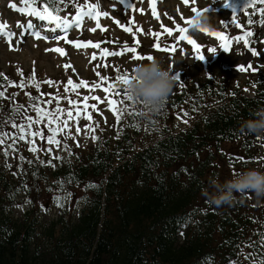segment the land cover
I'll list each match as a JSON object with an SVG mask.
<instances>
[{
	"label": "trees",
	"instance_id": "trees-1",
	"mask_svg": "<svg viewBox=\"0 0 264 264\" xmlns=\"http://www.w3.org/2000/svg\"><path fill=\"white\" fill-rule=\"evenodd\" d=\"M88 1L76 0L81 4ZM43 2L63 7L59 0ZM68 5H74L73 0H68ZM208 76L197 88L188 82L176 98L190 111L196 109L190 117L205 110L185 135L172 132L173 118L168 110L160 108L158 123L154 124L160 139L140 150H132V143L125 141L120 157L112 154L109 147L104 151L96 148L93 173L70 168L68 175H76L81 183L101 180L104 172L111 169L102 217L101 193L96 189L88 191L85 211L73 224L63 220L39 229L35 208L25 214L24 221H13L8 212L12 197L7 181L9 170L1 166L0 264H216L225 254H235L231 251L234 244L256 249L253 241L243 235L246 225L240 231L233 228L237 222L234 216L215 228L212 224L204 230L191 228L178 234L190 205L206 196L205 181H224L239 171L240 166L232 164L231 154L223 149L243 148L253 139L252 133L240 132L239 125L244 119L255 118V111L264 107V81L252 99L239 96L210 107L227 94L218 88L210 71ZM131 119L128 117V124ZM146 132L151 130L147 128ZM219 171L221 178L215 176ZM99 175L102 176L98 178ZM18 176L33 182L37 199L49 190L48 177L38 167L19 172ZM185 177L192 178L199 187L192 196L181 200L178 210L183 217H179L178 210L175 215L173 211L159 215L157 207L180 199L177 189ZM255 203L260 206L262 201L256 199Z\"/></svg>",
	"mask_w": 264,
	"mask_h": 264
},
{
	"label": "snow or ice",
	"instance_id": "snow-or-ice-1",
	"mask_svg": "<svg viewBox=\"0 0 264 264\" xmlns=\"http://www.w3.org/2000/svg\"><path fill=\"white\" fill-rule=\"evenodd\" d=\"M54 2H55V0H54ZM67 2H68V0H59V3H63L65 5V8L67 7ZM255 2H256V0H249L248 4H254ZM261 2L264 3V0H261ZM21 3L23 4L22 7H17V5L15 3H12L10 6L13 9H17L21 13H26L30 16L38 17L41 21L54 22L55 27L57 29H63L64 30L62 37L60 35H55L53 37L44 36L43 38L46 40L50 39V38H54L56 40L64 39L65 41H67L70 44H73L77 48H79L81 46H84V47L93 46L97 49H101L102 56L120 55L124 51H128V52L135 54L134 58H140V59L144 58V56L140 55L137 52V46L140 45V41H139L137 34H136L137 31H143V29L140 28V29H137L136 31L133 30V28L131 27V24L135 23L134 19H132L130 21V23H120L119 20H116V23L122 29H124L126 32L131 33L133 35L134 39L131 42V46H130L129 42L126 41V42H124V46L120 50V52H113V51H110L109 48H107V47H102V42H93L92 40H82V39H69V35H68L67 30L72 26H75L76 28H80L82 26V23H83L85 16L91 17V18L96 20V27L93 29H90L91 31H96V29H100L102 31L104 30V27L101 25L99 18L101 16H108L109 13L106 11H99L98 10L99 9L98 4L89 3V4L85 5V4L77 3L76 0H73L74 7H75L76 11H75L74 16L69 18L68 15H61L60 14L61 10H60L59 6H57L55 8L50 7L49 3H47V2L43 3L42 7L38 6V0H21ZM225 3H227V0H225ZM120 4L122 6H127V8H130L133 11L136 10L135 6L130 3V0H120ZM248 4L245 7H247ZM113 7H115V5H113ZM150 7L152 9V14L154 16H157V18H158L156 6H155V0H150ZM140 11L143 12V9H140ZM194 11H197V10L194 9ZM260 11L262 14H264V8L260 9ZM233 20H235V12L233 13ZM191 22H192V18L190 19L189 23H191ZM250 23H251V21H250ZM262 23H264V21H262ZM17 25L19 26L20 22H17ZM27 27L28 28L34 27L32 20L28 21ZM161 27L165 28V31L169 35H172L173 29L171 27H165L164 25H161ZM7 29H8L7 23L6 22H0V34L6 36L8 38L9 44L11 46L12 38L16 34L14 32L8 31ZM176 29L178 30V33H179V35H177L176 39L180 40V41H187L196 50L197 58L204 59L205 56L200 52L202 46L195 39H193V37L191 35L187 34V32H188L187 28L181 26L180 24H176ZM200 30L218 38L220 40L221 49H223L225 51H229L231 39L226 37V35L222 31L211 30L209 28H203ZM53 31H55V29H53ZM162 34L163 33L153 32L152 35L156 38V40L149 47L155 48L157 50L175 51L176 50L175 43H173L171 46L162 48V46L159 43V36ZM33 35L36 38H40L42 36V32L41 31H34ZM252 35H253V33L251 31H246L242 37H238L237 39H242L243 43L245 45H249L250 44L249 37H251ZM21 39H23V33L21 34ZM54 50L56 52L62 54V55L65 54L64 48L56 47ZM249 50L252 52L253 55H260L258 50L254 47H250ZM46 51H47V49H46ZM208 51L211 53H215L217 50L214 47H210L208 49ZM95 56H96V53H93V59H95ZM152 58L153 57L151 55L147 56V59H149V60ZM65 67H68V65H65ZM239 67H240L241 71H248V70L255 71V68L253 67L252 63H248L247 65L241 64ZM0 75H3V74H0ZM21 75H22V72H21ZM33 76H34V74H33ZM97 76L101 80H107V77L102 76L99 72H97ZM130 78L131 77H129L128 75H118L117 76V80L122 82L124 85H126L128 83ZM177 78H178V76H177ZM30 82H34V81L30 79ZM10 83L14 84L15 81H11ZM69 85H71L73 89L79 88L81 85L88 87V83L86 81L81 80L79 83L74 84L71 78H69V80L67 81V84H65L66 90H68ZM36 86H37V88H39V83H36ZM20 87H22V88L24 87L23 82L20 83ZM114 87H115V85L113 83H109L108 86L104 88V91L106 93L110 92ZM116 94L117 93H113V95H116ZM2 95H3V92H0V96H2ZM28 95L30 96L31 94L29 93ZM124 95L127 97L128 100H132V98L130 96H128L127 92H125ZM59 99H60V97H56L57 106H56V114L55 115L53 114L52 111L44 110L39 105H35L34 107H35L36 112L38 113V116L35 119V121H33V117H30V116L27 117L28 121L30 122L29 123V129H25V127L23 125H15L14 124L13 126L18 127L19 131L21 133H25L26 131L30 130L31 122L39 123V122L43 121L45 118H47V123L49 125L48 130L50 133L49 135H47V142L49 144L54 143L59 147L60 141L57 139L58 133H60L61 131H64L65 129H69V131L67 132V135H72V133L70 131V125L67 123V120L62 119V117L60 115L65 110L60 108L59 103H58ZM96 99L99 100L100 97H96ZM87 100H88V97H85V111L88 108ZM108 102H109V105L112 107V111L116 114L117 120H119L121 115H122V112L119 108H117L115 106L118 102L116 100H112V99H110ZM47 103H51V101H48ZM70 103L78 104L79 102L78 101H70ZM92 107H95V105H92ZM80 112H81V110L79 108H77L76 109L77 118L79 117ZM186 114L187 113H185V115ZM67 115H68V119L73 118V113H72L71 109L67 110ZM87 118L89 120L92 119L91 113L87 114ZM53 125H55V126H53ZM85 127H88V126L86 125ZM80 131H81L80 127L77 126L76 132L80 133ZM91 131H94V129H91ZM3 135H6V133H0V136H3ZM30 135L33 138H35L37 136L44 138V131H43V129L31 131ZM92 138L97 139L98 137L93 136ZM21 139H27V137L22 135ZM3 142L4 141L2 139H0V144H2ZM30 143L32 144V147L30 148V150L33 152H36L37 148L35 146V140L33 139L32 141H30ZM64 146H65V148L68 147L66 143ZM48 151L50 152L51 148H49ZM69 155H71V152H69ZM237 158L242 159L243 157H237ZM21 159H23V157H21ZM47 163L51 164L52 161L49 160V161H47ZM56 199H57V203L59 204V197H57Z\"/></svg>",
	"mask_w": 264,
	"mask_h": 264
},
{
	"label": "rangeland",
	"instance_id": "rangeland-1",
	"mask_svg": "<svg viewBox=\"0 0 264 264\" xmlns=\"http://www.w3.org/2000/svg\"><path fill=\"white\" fill-rule=\"evenodd\" d=\"M115 5V8L113 7ZM138 11L139 15L143 16L144 18H149V12L145 10L144 2L141 0L137 1ZM103 8H106L108 10L109 16L106 19L107 21V32L109 39H119L121 41L124 40H131L133 41L134 38H132L130 33H127L124 29H122L117 23L113 22V18H117L120 23H125L124 18L127 16L121 9L119 8L116 0H105V3L102 5ZM168 7H171L173 12L175 11V5L173 0H164L160 3V14L161 17L164 19V26H168L169 19L166 20V12H168ZM181 8V7H180ZM10 9L7 2L5 3L4 0H0V20L5 21L9 20L11 18L10 15ZM140 9H143V12L140 11ZM184 9V8H181ZM165 12V13H164ZM33 17V16H31ZM210 17L216 21L218 25V17L217 15H210ZM36 21H40L38 17H33ZM71 18V17H69ZM169 18V17H168ZM189 17H187L188 19ZM152 20V19H151ZM190 21V20H189ZM52 22L47 23L51 26V28H47V30L50 33L56 32L57 35L60 34L61 29H57L55 27V23L51 24ZM105 23V21H104ZM186 25V24H184ZM187 34L191 35L196 41H201L203 38H208L214 43L216 42L217 38L212 35H207L205 33H201V30H192L189 25L190 23L187 22ZM216 25V26H217ZM22 29V28H20ZM55 29V31H53ZM46 30V29H45ZM105 30L103 31H91L89 27L84 32H80V34L92 37L97 34L99 36L101 33L103 34ZM146 33H140L138 36V39H141L146 42L145 46L149 44V36L146 35V38H142ZM1 35V34H0ZM176 35H179L178 31ZM23 39H21L20 34L18 37L12 41L11 46L8 44L7 46L3 47L0 42V67L3 69H7L9 67L10 63H15L16 60L21 61L24 65H33L36 69H42L45 71L50 77H55L59 72L64 70V63L63 61H68V64L70 65V61L74 63V67L76 69V72L78 75L81 76H91L94 70H97L99 68H103L102 60L100 59H93V55L90 54V51L93 52L91 49H80L76 47H66L62 45V40H56L51 39L49 40H42L40 42H35L32 40H28L25 38V35H23ZM241 35L240 37H242ZM28 40V41H27ZM241 43H243L242 39H237L236 45L238 47V50H231L230 54H224L222 58L215 59V67L219 68L220 65H222L223 61H229L231 64L226 65V72L231 75L233 78L238 77V70L236 69V64H244L247 65V63L253 62L251 61L252 56H250L248 53H244L240 51ZM56 47H61L65 49V54H60L56 52L54 49ZM191 47L188 46L187 41H180L176 44V65L181 66L184 62V54L182 52L189 51ZM47 49V51H46ZM156 50L155 48H153ZM225 52V51H223ZM245 59V62L242 61L241 57ZM207 59H212V55H207ZM70 59V60H69ZM120 60V59H119ZM107 61H110V59H107ZM199 58H188V64H190V71L194 74H199L201 64L199 63ZM126 63L128 60L125 61ZM218 70V69H216ZM241 82L245 80L244 76H241L240 78ZM85 91V90H84ZM99 97L101 100V108L99 110V113L103 116L105 120H109L112 116V109L111 106L108 104V97L103 93L102 90H99ZM70 125V131L72 133V136L74 139H78V141L87 140L91 137V131L88 127H85L86 125L84 123H79L76 125L75 123L69 122ZM77 126L80 127L81 131L80 133L76 132ZM38 128L36 126H33L31 128V131H36ZM30 131V132H31ZM66 132L69 131V129H65ZM87 134V135H86ZM35 140V145L37 144L38 140L37 137L33 138L31 137L30 133L27 135L26 140ZM53 153L60 152L59 148L56 147V145L53 143L50 146ZM33 156H35V153H32L27 156V161H31L33 159ZM11 157V156H10ZM13 212L15 214L22 213L23 211L20 209V206H14ZM54 216L53 212L50 211L49 217Z\"/></svg>",
	"mask_w": 264,
	"mask_h": 264
},
{
	"label": "clouds",
	"instance_id": "clouds-1",
	"mask_svg": "<svg viewBox=\"0 0 264 264\" xmlns=\"http://www.w3.org/2000/svg\"><path fill=\"white\" fill-rule=\"evenodd\" d=\"M189 27L192 30L212 28V18L204 11L197 12ZM175 83L176 77L171 70L164 67L161 59L153 57L146 63L140 62L134 66L125 88L132 101H139L143 106L140 115L150 120L152 115L160 110ZM254 117L244 119L240 123V132L264 133V107L257 109ZM209 183L214 191L208 192L206 189L205 195L208 196L209 202L216 206L230 203L237 192L250 191L257 197L264 196V171L257 168L238 171L223 182L212 178Z\"/></svg>",
	"mask_w": 264,
	"mask_h": 264
}]
</instances>
